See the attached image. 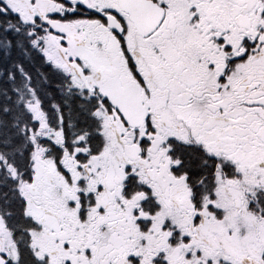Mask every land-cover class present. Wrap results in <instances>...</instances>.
<instances>
[{
  "label": "snow or ice",
  "instance_id": "snow-or-ice-1",
  "mask_svg": "<svg viewBox=\"0 0 264 264\" xmlns=\"http://www.w3.org/2000/svg\"><path fill=\"white\" fill-rule=\"evenodd\" d=\"M0 264H264V0H0Z\"/></svg>",
  "mask_w": 264,
  "mask_h": 264
}]
</instances>
